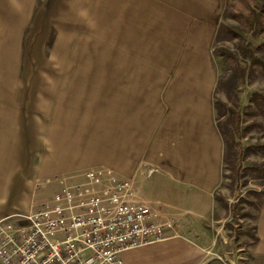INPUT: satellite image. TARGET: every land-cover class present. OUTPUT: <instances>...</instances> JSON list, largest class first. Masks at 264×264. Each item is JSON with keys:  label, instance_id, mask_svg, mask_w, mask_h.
<instances>
[{"label": "crops", "instance_id": "crops-1", "mask_svg": "<svg viewBox=\"0 0 264 264\" xmlns=\"http://www.w3.org/2000/svg\"><path fill=\"white\" fill-rule=\"evenodd\" d=\"M225 3L0 0V219L87 186L74 174L91 169L102 173L94 190L127 183L129 202L174 224L124 264L218 263L224 142L212 48ZM76 29L115 40L117 64L50 63L46 42L53 54ZM247 256L241 264H264V201Z\"/></svg>", "mask_w": 264, "mask_h": 264}, {"label": "rangeland", "instance_id": "rangeland-1", "mask_svg": "<svg viewBox=\"0 0 264 264\" xmlns=\"http://www.w3.org/2000/svg\"><path fill=\"white\" fill-rule=\"evenodd\" d=\"M226 9L225 3L212 48L218 72L212 101L224 142L222 181L215 194L221 210L215 215L214 229L220 235L213 238V254L218 260L214 264H241L247 259V250L254 242V220L258 206L264 201V116L253 102L255 94L264 97V67H252L250 60L237 57L240 70L245 71L243 83H238L234 69L227 65L224 56L220 57L216 52L223 48L237 56L240 49H249L264 63V51H258L264 44V36L254 39L241 32L239 25L227 17ZM77 29L72 35H61L53 54L52 37L46 42L50 63L75 64L84 68L117 64L115 40H101L99 38L106 35L99 33L83 35L77 33ZM235 33L243 38V43ZM235 114L240 117L238 129L234 124ZM89 170L78 171L74 176H81ZM232 206H235L234 213L230 209Z\"/></svg>", "mask_w": 264, "mask_h": 264}, {"label": "built area", "instance_id": "built-area-1", "mask_svg": "<svg viewBox=\"0 0 264 264\" xmlns=\"http://www.w3.org/2000/svg\"><path fill=\"white\" fill-rule=\"evenodd\" d=\"M101 175L89 170L81 175L87 186L63 188L27 213L1 218L0 264H124L125 252L170 237L174 224L129 202L127 183L94 190Z\"/></svg>", "mask_w": 264, "mask_h": 264}, {"label": "trees", "instance_id": "trees-1", "mask_svg": "<svg viewBox=\"0 0 264 264\" xmlns=\"http://www.w3.org/2000/svg\"><path fill=\"white\" fill-rule=\"evenodd\" d=\"M226 7L227 9L225 13L227 17H229L239 25L241 32L251 35L254 39H258L264 36V0H226ZM234 35L236 36V38H239L242 43L244 42L243 38L240 35L236 33ZM258 51H264V44L260 48H258ZM216 55L220 57L224 56L227 65H229L230 68L234 69L235 77L238 83L242 82L245 71L240 70V65L237 57H240L244 60H250L252 67H257L259 65L264 67V63L260 59L256 58L253 51L249 49H240L239 53L236 56L228 50L222 48L220 50H217ZM253 102L255 107L260 110L262 115L264 116V97L255 94L253 97ZM239 121V115L235 114L234 124L236 129H238L239 127ZM237 180L238 178L235 179V181ZM230 209L232 210V213L235 212V206H232Z\"/></svg>", "mask_w": 264, "mask_h": 264}]
</instances>
